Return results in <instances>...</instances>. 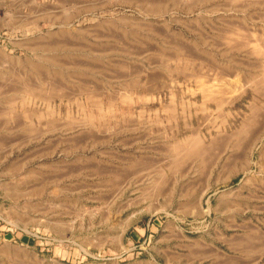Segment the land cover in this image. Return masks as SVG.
Masks as SVG:
<instances>
[{
	"label": "rangeland",
	"instance_id": "374dc122",
	"mask_svg": "<svg viewBox=\"0 0 264 264\" xmlns=\"http://www.w3.org/2000/svg\"><path fill=\"white\" fill-rule=\"evenodd\" d=\"M263 64L264 0H0V264H264ZM148 90L156 252L113 183L131 131L107 107Z\"/></svg>",
	"mask_w": 264,
	"mask_h": 264
},
{
	"label": "crops",
	"instance_id": "0c3cea01",
	"mask_svg": "<svg viewBox=\"0 0 264 264\" xmlns=\"http://www.w3.org/2000/svg\"><path fill=\"white\" fill-rule=\"evenodd\" d=\"M125 97H111L109 99L108 103V109L114 113L112 118L119 119L122 121L121 123V129L127 130L131 132H127L125 136H122L123 144L119 147H113L112 152L115 153V161L113 164V177H117L119 179H116L113 181V183H119L123 187V191H126L127 188L130 189L129 194H131V199L133 200L132 206L134 208H139V214L143 218H147V222L142 223L140 228L138 229V232L133 235L135 240L141 239L143 243H147V245L151 242L152 237L154 236V233L157 231V223L153 221V217L157 210L155 207L148 206L147 208H143L140 210L141 207H144L143 205H146V203L153 202L154 195H155V189L150 188V184H155L156 177L160 174L159 170V164L154 161V159H148V161H153V171H152V177L146 176L144 173L146 171V161L147 158L144 155V146L140 143H136V141H140L138 134V124H142V118L144 119L146 114L153 115L154 124L157 120V111L153 110V112H132L131 108L139 103L145 102V98L150 97L151 102H156L157 97L155 94V91H147L146 94L141 93H135L132 92V95L130 92L127 93ZM122 98H124L122 102ZM126 99V100H125ZM127 104V105H126ZM147 106H145L146 108ZM161 104L157 109H160ZM159 112V111H158ZM160 118L157 120L159 122ZM140 128V127H139ZM131 138L132 143L124 142L125 139ZM157 164V165H156ZM116 167V168H115ZM118 168V169H117ZM121 171H120V170ZM115 173V174H114ZM119 175V176H118ZM155 179V180H154ZM149 192V193H148ZM149 194V195H146ZM152 205V204H149ZM134 216V213H132ZM189 217V215L183 214V213H177L173 219L170 221L171 224H174L175 227L180 226V223L182 222V219H186ZM140 221V220H138ZM156 223V224H155ZM158 243L154 242L153 245H148L147 248L149 251L156 252V250L159 249ZM147 251V253H150ZM179 257L175 255L173 257L174 264H177ZM181 260V259H180ZM169 263L172 262V259L168 260ZM138 264H163L162 261H160L157 257L152 255L150 253V256L145 259L144 262H139ZM165 264L167 262L165 261ZM186 264H192V262L187 261Z\"/></svg>",
	"mask_w": 264,
	"mask_h": 264
},
{
	"label": "bare ground",
	"instance_id": "6f19581e",
	"mask_svg": "<svg viewBox=\"0 0 264 264\" xmlns=\"http://www.w3.org/2000/svg\"><path fill=\"white\" fill-rule=\"evenodd\" d=\"M252 3H253V2H252ZM166 37H169V36L166 35ZM172 38H173V37H172ZM62 41H64V40H62ZM167 41L169 42V41H172V40H167ZM59 42H60V41H59ZM50 43H52V42H50ZM55 43H56V42H55ZM62 43H63V42H62ZM175 43H176V40H175ZM181 44H182V43H181ZM67 45H68V44H67ZM71 45H72V44H71ZM178 46H179V45H178ZM178 46H177V47H178ZM179 47H180V46H179ZM183 47H184V46H183ZM181 48H182V47H181ZM181 48H180V49H181ZM184 48H185V47H184ZM185 49H186V48H185ZM96 51H97V50H96ZM183 51H184V50H183ZM168 56H169V55H168ZM57 59H58V58H57ZM62 59H63V61H65L64 58H62ZM71 59H72V57H71ZM168 59H170V58H168ZM58 60H59V59H58ZM58 60H57V61H58ZM74 60H75V59H74ZM77 60H78V59H77ZM69 61H70V60H69ZM68 63H69V62H68ZM32 64H33V63H32ZM64 64H66V63H64ZM30 65H31V63H30ZM70 65H71V64H70ZM263 65H264V64H263ZM81 66H82V65H81ZM34 67H35V66H34ZM38 68H39V67H38ZM38 70H39V69H38ZM229 71H230V70H229ZM231 71H232V70H231ZM36 72H37V71H36ZM40 73H41V72H40ZM42 73H43V70H42ZM28 76H29V75H28ZM39 76H40V75H39ZM194 76H195V75H194ZM198 76H199V75H198ZM204 76H205V75H204ZM204 76H203V77H204ZM42 77H43V76H42ZM261 77H262V76H261ZM261 77H260V78H261ZM263 77H264V74H263ZM26 78H27V76H26ZM59 78H60V77H59ZM78 78H79V77H78ZM252 78H253V76H252ZM260 78H259V79H260ZM27 79H29V78H27ZM41 79H42V78H41ZM253 80H254V78H253ZM85 81H86V80H85ZM217 81H218V80H217ZM251 81H252V80H251ZM256 81H257V80H256ZM256 81H255V82H256ZM263 81H264V80H263ZM29 82H30V81H29ZM42 82H44V81H42ZM45 82H46V81H45ZM55 82H56V81H55ZM58 83H59V82H58ZM260 83H262V82H260ZM53 84H54V83H53ZM28 85H29V84H28ZM60 85H61V84H60ZM209 85H210V84H209ZM260 85H261V84H260ZM24 86H25V85H24ZM40 86H41V85H40ZM40 86H38L39 89L41 88ZM211 86H212V85H211ZM21 87H22V86H21ZM36 87H37V86H36ZM70 87H71V86H70ZM257 87H258V86H257ZM257 87H256V89H258ZM259 87H260V86H259ZM24 88H25V87H24ZM42 88H43V87H42ZM50 88H52V87H50ZM95 88H96V86H95ZM201 88H202V87H201ZM261 88H262V87H261ZM96 89H98V88H96ZM220 89H221V88H220ZM259 89H260V88H259ZM263 89H264V87H263ZM84 90H85V89H84ZM37 91H38V90H37ZM52 91H54V90H52ZM58 91H59V90H58ZM58 91H57V92H58ZM261 91H262V90H261ZM95 92H96V91H95ZM34 93H35V92H34ZM39 93H40V92H39ZM37 94H38V93H37ZM35 96H36V95H35ZM92 96H93V94H92ZM96 96H97V95H96ZM212 98H213V97H212ZM109 99H110V98H109ZM123 100H124V98H122V102H123ZM125 100H126V99H125ZM218 100H219V99H217L216 101H218ZM219 103L221 104L222 102H219ZM91 105H92V104H91ZM126 105H127V104H126ZM91 107H92V106H91ZM218 107H219V106H218ZM252 108H253V107H252ZM254 108H255V107H254ZM256 113H257V112H256ZM36 115H37V114H36ZM255 116H257V115H255ZM259 116H260V115H259ZM250 119H251V118H250ZM255 120H256V119H255ZM255 120H254V121H255ZM248 121H249V120H248ZM50 122H51V121H50ZM246 128H248V127L246 126ZM248 129H249V132H250V125H249V128H248ZM247 131H248V130H247V129L245 130V126H244V128H242L240 131L238 130V132H239L238 134H239V136H240V134H242V135H243L244 133L247 134ZM249 132H248V133H249ZM253 133H254V132H253ZM251 134H252V133H251ZM234 135H236V133H235ZM244 135H245V134H244ZM239 136H238V137H239ZM246 136H247V135H246ZM238 137H237V139H238ZM192 138H193V139L191 140L190 146H191V145H192V147L195 146V149H194V150H198V146H199V144L202 142V140H200L199 137L197 138V136H194V137H192ZM242 138H243V137H242ZM242 138H241V140H242ZM237 139H236V140H237ZM246 139H247V138H246ZM235 142H236V141H235ZM176 143H177V142H176ZM187 143H188V142H187ZM241 143H243V142H241ZM180 144H181V142H179V144L177 143V146H176V147H178V145H180ZM183 144H184V143H183ZM210 144H211V143H210ZM237 144H238V143H237ZM237 144H235V145H237ZM173 145L175 146V144H173ZM193 145H194V146H193ZM207 145H209V144H207ZM174 146H172V147H174ZM180 146H181V145H180ZM180 146H179L178 148H181V149H182V147H180ZM213 146H214V145H213ZM172 147H169V148H170V149H177V148H172ZM199 147H200V146H199ZM202 147H203V146H202ZM209 147H210V146H209ZM188 148H189V146H188ZM210 148H211V147H210ZM210 148H209V149H210ZM170 149H169V150H170ZM187 150H188V149H187ZM189 150H190V148H189ZM192 150H193V148H192ZM207 150H208V149H207ZM175 151H176V150H174V152H175ZM198 151H199V150H198ZM200 151H201V150H200ZM170 152H171V151H170ZM190 152H191V150H190ZM194 152H195V151H194ZM176 153H177V152H176ZM180 153H181V151H180ZM182 153H183V152H182ZM182 153H181V154H182ZM199 153H200V152H199ZM173 154H174V153H173ZM185 154H186V153H185ZM185 154H184V155H185ZM188 154H189V153H188ZM188 154H187V156H188ZM178 156H180V155H178ZM181 156H182V155H181ZM181 156H180V157H181ZM187 156H186V157H187ZM178 158H179V157H178ZM176 159H177V157H176ZM204 159H205V158H204ZM174 160H175V158H174ZM177 160H179V159H177ZM202 160H203V159H202ZM202 160H201V161H202ZM172 161H173V160H172ZM176 162H177V161H176ZM171 163H173V162H171ZM169 167H170V166H169ZM118 176H119V175H118ZM158 178H159V179H158ZM156 179H157V180L155 181V184L153 183V184L155 185V186L153 185L154 189H155V187L158 186L159 184H160V186H161V182L165 179V175H164V174H163V175H160V176L157 177ZM154 180H155V179H154ZM152 189H153V188H152ZM156 189H157V188H156ZM148 193H149V192H148ZM146 195H149V194H146ZM149 196H150V195H149ZM249 235H250V234H249ZM250 236H251V235H250ZM251 238H252V237H251Z\"/></svg>",
	"mask_w": 264,
	"mask_h": 264
}]
</instances>
